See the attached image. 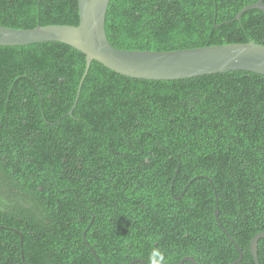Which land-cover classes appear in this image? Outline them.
Masks as SVG:
<instances>
[{"label":"trees","instance_id":"16d2710c","mask_svg":"<svg viewBox=\"0 0 264 264\" xmlns=\"http://www.w3.org/2000/svg\"><path fill=\"white\" fill-rule=\"evenodd\" d=\"M256 1L111 0L106 33L125 50L264 44L263 11L234 20ZM79 21L78 0H0L3 26ZM85 68L62 42L0 45V264H230L235 243L256 264L264 75L145 80L94 60L69 114Z\"/></svg>","mask_w":264,"mask_h":264},{"label":"water","instance_id":"95a60500","mask_svg":"<svg viewBox=\"0 0 264 264\" xmlns=\"http://www.w3.org/2000/svg\"><path fill=\"white\" fill-rule=\"evenodd\" d=\"M110 1L78 0L80 19L78 25L38 24L29 29L0 25L2 46L62 42L86 56V68L69 114H72L78 103L84 80L94 60L118 74L145 80H178L228 71H249L264 75V44L256 42H234L168 51L116 48L110 43L106 33V15ZM252 8L264 12V0L245 6L234 20L239 19L245 11ZM261 238H264V232L258 233L250 245L256 264H260L257 249ZM235 245L240 257L230 264L240 262L244 255L242 249L236 243ZM94 254L99 259L98 254L96 252ZM185 261L197 264L192 256H185L179 264H184ZM137 262L147 264L142 259H135L129 264Z\"/></svg>","mask_w":264,"mask_h":264},{"label":"clouds","instance_id":"9594fccd","mask_svg":"<svg viewBox=\"0 0 264 264\" xmlns=\"http://www.w3.org/2000/svg\"><path fill=\"white\" fill-rule=\"evenodd\" d=\"M20 236H21V240H22V242H21V243L23 244V235L21 234Z\"/></svg>","mask_w":264,"mask_h":264},{"label":"flooded vegetation","instance_id":"af4514ba","mask_svg":"<svg viewBox=\"0 0 264 264\" xmlns=\"http://www.w3.org/2000/svg\"><path fill=\"white\" fill-rule=\"evenodd\" d=\"M28 201V200H27Z\"/></svg>","mask_w":264,"mask_h":264}]
</instances>
